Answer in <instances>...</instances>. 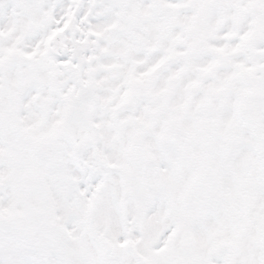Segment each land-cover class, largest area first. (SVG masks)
<instances>
[{
	"label": "clouds",
	"instance_id": "obj_1",
	"mask_svg": "<svg viewBox=\"0 0 264 264\" xmlns=\"http://www.w3.org/2000/svg\"><path fill=\"white\" fill-rule=\"evenodd\" d=\"M99 2L0 0V207L14 202V212L29 233L25 236L20 225L0 218V264H121L122 259L128 264H200L203 233L176 230L171 218L174 198L179 196L178 203L191 209L194 222L203 224L210 214L222 213L237 192L218 177L211 182L197 180L186 192L178 188L163 152L178 138H157L158 129H153L150 139L149 130L137 131L133 117L153 124L160 118L159 112L136 108L140 100L152 106L142 85H123L132 89L131 96L114 112L102 106L108 89L124 80L130 62L113 55L115 49L101 53L98 42L87 36L99 27L96 18L104 14ZM197 5L189 17L192 28L184 33L195 51L207 54L209 46L229 31L234 35L226 42L234 47L235 40L241 47L228 58L212 54L217 70L239 55L248 56L249 64L264 65V47H259L264 44V0H245L241 9L225 8L220 0H197ZM113 15L118 20L123 13ZM173 16L179 11L150 9L142 17L152 21L144 38L151 40L164 28L161 45L166 46L176 35ZM245 18L247 35L240 41ZM65 24L63 32L51 36ZM27 52L35 56L28 59L21 54ZM87 56L98 59L91 64L78 59ZM61 57L96 71L94 86L81 93L52 129L60 117L52 114L51 106L37 124L28 118L24 96L35 74L55 71L60 78L65 70L54 66ZM131 58L144 59L135 51ZM98 64L120 66L106 69ZM143 68L136 65L137 71ZM157 75L153 74V91L160 87ZM254 75L264 89V68L257 67ZM233 87L246 90L250 100L259 99L264 105V94L257 97L247 79L236 78ZM58 106H63L62 100ZM254 231L250 226L240 233L238 243L211 247L208 264H215L214 257L239 264L240 244Z\"/></svg>",
	"mask_w": 264,
	"mask_h": 264
},
{
	"label": "snow or ice",
	"instance_id": "obj_2",
	"mask_svg": "<svg viewBox=\"0 0 264 264\" xmlns=\"http://www.w3.org/2000/svg\"><path fill=\"white\" fill-rule=\"evenodd\" d=\"M220 4L225 8L241 9L245 0H220ZM161 6L179 11V16H173L177 24L176 35L166 46L161 45V38L166 35L164 28L153 39L144 38L152 21L142 17H147L150 9ZM197 6V0H100L97 7L104 14L96 18L99 27L90 30L87 36L98 42L101 53L115 49L113 55L123 56L130 62L124 80L108 89L109 94L104 97L102 106L114 112L130 99L132 89L123 85H142L152 98V106H146L145 101L140 100L136 108L159 112L160 118L153 124L142 117H133L139 124L137 131L149 130L150 139L153 129H158L155 131L157 138H178V143L174 139L163 149L178 188L186 192L197 180L211 182L218 177L222 184L237 192L222 213L210 214L203 224L194 222L191 209L178 203L179 196L174 198L171 218L176 230L194 229L203 233L205 251L201 254L200 264H208L207 250L216 245L238 243L240 233L250 226L255 231L240 244L239 264H264V105L259 99L250 100L246 90L233 87L236 78H245L256 88L257 97L264 94L254 75L256 68H264V65L249 64L248 56L239 55L226 60L217 70V60L212 54L228 58L241 47L235 40L234 47L226 42L234 35L229 31L209 46L207 54L195 51L192 43L184 38V33L192 28L189 17ZM118 11L123 15L117 20L113 14ZM246 25L247 18L241 22L240 41L247 35L244 31ZM66 27L67 24L56 28L51 36L63 32ZM178 44L185 46L178 48ZM76 51L78 49L74 48L73 52ZM134 51L144 59H132ZM21 54L28 59L35 56V52ZM173 57L175 60L168 63ZM78 59L91 64L98 57ZM59 60V65L54 67L65 70L59 73L60 78L55 71L37 73L35 82L24 96L28 101L25 105L28 118L37 124L48 116L51 106L52 114L60 117L54 121L52 129L61 123L81 93L94 86L92 75L96 71L95 67L81 68L80 63L63 57ZM138 64L144 65L143 70H136ZM119 66L97 65L106 69ZM153 74H158L155 79L160 83L156 91L152 90ZM45 91L50 94L43 96ZM56 93L60 96L57 97ZM61 100L63 106L59 107ZM14 208V202L8 207H0V218L6 217L20 225L28 236L23 227L25 221L14 212ZM213 259L215 264H231L226 257ZM121 264H128L127 259H122Z\"/></svg>",
	"mask_w": 264,
	"mask_h": 264
}]
</instances>
